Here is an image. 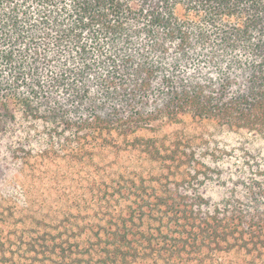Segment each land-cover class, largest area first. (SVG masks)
Listing matches in <instances>:
<instances>
[{"label": "trees", "instance_id": "1", "mask_svg": "<svg viewBox=\"0 0 264 264\" xmlns=\"http://www.w3.org/2000/svg\"><path fill=\"white\" fill-rule=\"evenodd\" d=\"M0 264H264V0H0Z\"/></svg>", "mask_w": 264, "mask_h": 264}, {"label": "rangeland", "instance_id": "2", "mask_svg": "<svg viewBox=\"0 0 264 264\" xmlns=\"http://www.w3.org/2000/svg\"><path fill=\"white\" fill-rule=\"evenodd\" d=\"M206 128L207 129H204V131H208L210 134H211L212 131H214L215 138L220 141V132L214 130V128L211 127V126H207Z\"/></svg>", "mask_w": 264, "mask_h": 264}]
</instances>
